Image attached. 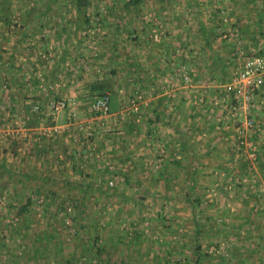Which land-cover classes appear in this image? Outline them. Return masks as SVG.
Listing matches in <instances>:
<instances>
[{
	"label": "rangeland",
	"instance_id": "rangeland-1",
	"mask_svg": "<svg viewBox=\"0 0 264 264\" xmlns=\"http://www.w3.org/2000/svg\"><path fill=\"white\" fill-rule=\"evenodd\" d=\"M128 1L0 0V264H264V0Z\"/></svg>",
	"mask_w": 264,
	"mask_h": 264
},
{
	"label": "built area",
	"instance_id": "built-area-1",
	"mask_svg": "<svg viewBox=\"0 0 264 264\" xmlns=\"http://www.w3.org/2000/svg\"><path fill=\"white\" fill-rule=\"evenodd\" d=\"M187 79L189 77L186 76ZM264 86V56H254L246 60L242 70L234 74L225 85L226 99L229 102L231 119L248 116L254 108L256 95ZM64 102L55 105L56 111L65 108ZM110 97L105 94L96 100L94 110L98 113H108ZM247 128L254 126V121L244 122Z\"/></svg>",
	"mask_w": 264,
	"mask_h": 264
},
{
	"label": "trees",
	"instance_id": "trees-1",
	"mask_svg": "<svg viewBox=\"0 0 264 264\" xmlns=\"http://www.w3.org/2000/svg\"><path fill=\"white\" fill-rule=\"evenodd\" d=\"M144 0H129L125 5L126 9L129 10L132 7L139 6ZM78 10H83L90 5L89 0H76L75 2ZM103 89V88H102ZM104 94V93H103ZM105 95V94H104ZM99 252V251H98Z\"/></svg>",
	"mask_w": 264,
	"mask_h": 264
}]
</instances>
